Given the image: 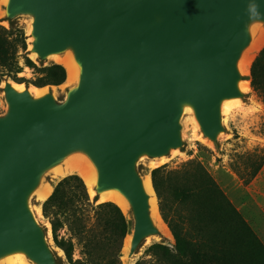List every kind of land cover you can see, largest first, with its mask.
Returning a JSON list of instances; mask_svg holds the SVG:
<instances>
[{
  "label": "water",
  "instance_id": "obj_1",
  "mask_svg": "<svg viewBox=\"0 0 264 264\" xmlns=\"http://www.w3.org/2000/svg\"><path fill=\"white\" fill-rule=\"evenodd\" d=\"M4 7L7 20L33 17L32 53L43 61L71 50L80 78L64 102L5 82L0 259L23 251L32 263L57 264L30 198L46 172L75 152L96 165L94 198L116 188L129 200L131 258L161 232L139 159L183 146L185 104L217 141L222 102L244 96L238 61L252 39L250 24L264 23V0H9Z\"/></svg>",
  "mask_w": 264,
  "mask_h": 264
},
{
  "label": "trees",
  "instance_id": "obj_2",
  "mask_svg": "<svg viewBox=\"0 0 264 264\" xmlns=\"http://www.w3.org/2000/svg\"><path fill=\"white\" fill-rule=\"evenodd\" d=\"M21 49H26L25 43L0 24V71L19 82L23 81L18 77L23 71ZM24 59L39 74L33 80L36 86L61 85L67 79V70L60 63L38 66L27 55ZM251 85L264 101V47L253 61ZM164 171L165 166L157 167L151 177L175 245L155 242L147 249L152 258L135 264H264V242L201 163L177 174L176 180L164 176ZM167 184L174 188L173 197L179 205L180 220L175 223L166 212L163 188ZM42 209L69 264H123L121 250L131 223L115 202L92 199L80 175L61 178ZM65 225L71 232L68 238L59 232ZM75 238L82 245V257L77 259Z\"/></svg>",
  "mask_w": 264,
  "mask_h": 264
},
{
  "label": "rangeland",
  "instance_id": "obj_3",
  "mask_svg": "<svg viewBox=\"0 0 264 264\" xmlns=\"http://www.w3.org/2000/svg\"><path fill=\"white\" fill-rule=\"evenodd\" d=\"M2 10H5V7L0 0V24L8 28L22 43H25L26 49L20 50V64L23 67V71L18 74V77L22 78L23 81H16L8 75H3V72L0 71V115H5L8 111V103L3 91L6 80H11L24 88H29L33 93L36 88L46 89L47 92L54 94L58 102H64L68 91L75 87L77 82L65 81L61 85L36 86L33 80L39 74L26 65L24 56L27 55L38 66H46L58 62L55 57H48L42 61L31 52L33 42V17L31 15L21 14L11 20H7ZM260 26L264 28V23H261ZM260 35L261 33L258 34L256 40ZM243 76L245 80H249L251 83V69L249 75ZM243 93L244 96L238 98L237 102L235 101V106L228 105L229 114L222 113L225 129L219 134L217 141L207 138L201 131L200 126L196 128V133L207 139L210 144L199 138L194 132L193 115L184 113L181 121L183 146L173 149L169 154L162 157L151 158L143 156L137 163V170L142 176L146 177L147 175L151 176L153 169L165 166L163 175H170L175 179L177 174L187 169L192 170L196 163H201L220 185L235 207L241 208L242 212L237 209L264 242V210L261 208V205L264 206V101L259 93L252 88V85H250L248 91ZM256 168H259V170L252 176ZM69 174L73 173L57 176L56 170L51 169L44 175L43 182L51 184L54 190L56 183ZM258 176L261 177V180L256 183L255 180ZM91 198L94 199V196H91ZM43 202L38 200L36 192L30 198L31 207L36 214L38 222L45 229L48 243L55 255L57 264H69L64 251L54 241L50 219L45 217L43 209L42 215L37 210L38 206L42 208ZM125 215L131 223L129 235L132 234L135 222L133 210L130 208ZM179 216L178 219L180 220ZM166 225L170 230L171 237L164 235L162 231L149 235L141 242L135 254L125 260L123 257L127 235L121 250L122 263L135 264L138 260H150L152 256L147 255V249L155 242H162L173 247L175 239L169 225L167 223ZM59 232L66 238L71 236L67 225ZM74 242L76 243L74 257L76 259L81 258L82 245L78 243L76 238ZM32 264L35 263L33 262Z\"/></svg>",
  "mask_w": 264,
  "mask_h": 264
},
{
  "label": "bare ground",
  "instance_id": "obj_4",
  "mask_svg": "<svg viewBox=\"0 0 264 264\" xmlns=\"http://www.w3.org/2000/svg\"><path fill=\"white\" fill-rule=\"evenodd\" d=\"M2 4L5 6L8 4L9 0H1ZM4 13V10H2ZM261 23H255L250 24L249 30L252 36L250 44L242 51L241 57L238 61V69L242 75H249L251 65L258 55V53L261 51V49L264 47V28H262ZM261 33L259 38L258 34ZM34 56H36V53H33ZM50 57H55L58 63L65 66L67 70V82H78L80 78V67L79 64L76 61L75 55L71 50L66 51V53L63 55L61 54H51ZM14 87L18 90H23L24 87L22 85H19L15 82H12ZM238 88L244 92L248 91L249 87L251 85L249 80H240L237 83ZM45 93H47L46 89H35L34 94L35 96H43ZM238 98H231L226 99L222 102V112H225L226 114H229L228 112V105L235 106L236 102L238 101ZM236 101V102H235ZM234 102V103H233ZM185 113H189L193 115V123H194V132L196 133V128H199V123L197 119L194 116V110L193 107L190 104L184 105ZM196 135L204 140L207 144H210V142L207 139L202 138L200 135L196 133ZM53 170H56V175L61 176L65 173H75L80 175L83 180L86 183L88 192L91 196H94L95 190L94 187L97 182V168L95 163L92 161L90 157H88L86 154L82 152H75L72 155L68 156L61 164L55 166ZM144 187L146 191L150 194V212H151V218L153 220V223L156 224L162 233L168 237H171L170 230L168 229L164 219L162 218L158 203H157V197L152 185L151 176L147 175L144 177ZM53 186L51 184H45L41 183L40 186L36 189V194L38 195V200L40 202L45 201L52 193ZM99 201H113L116 204H118L123 212L127 214L130 210V203L129 200L126 198V196L119 191L116 188H110L106 189L101 192L99 196ZM37 210L39 214L42 215V208L41 206L37 207ZM50 226V224H48ZM132 235L129 234L125 239V247H124V257L123 259L127 260L128 258V250L132 241ZM1 264H32V261L27 257L25 252L23 251H15L12 252L0 259Z\"/></svg>",
  "mask_w": 264,
  "mask_h": 264
},
{
  "label": "crops",
  "instance_id": "obj_5",
  "mask_svg": "<svg viewBox=\"0 0 264 264\" xmlns=\"http://www.w3.org/2000/svg\"><path fill=\"white\" fill-rule=\"evenodd\" d=\"M261 180V177H257L256 178V183ZM256 185V184H255ZM256 187V186H254ZM173 190L174 188L171 187V185H166L165 188H163V195H164V200H165V205H166V212L169 216V218L175 223V220L178 219V203L174 200L173 197ZM157 201H158V197H157ZM159 203V201H158ZM240 211L241 208L237 207ZM261 208L264 210V206L261 205ZM242 212V211H241ZM166 223V222H165Z\"/></svg>",
  "mask_w": 264,
  "mask_h": 264
}]
</instances>
